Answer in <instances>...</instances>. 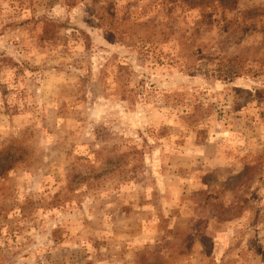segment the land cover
I'll list each match as a JSON object with an SVG mask.
<instances>
[{
  "label": "rangeland",
  "instance_id": "374dc122",
  "mask_svg": "<svg viewBox=\"0 0 264 264\" xmlns=\"http://www.w3.org/2000/svg\"><path fill=\"white\" fill-rule=\"evenodd\" d=\"M0 264H264V0H0Z\"/></svg>",
  "mask_w": 264,
  "mask_h": 264
}]
</instances>
